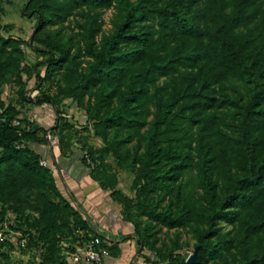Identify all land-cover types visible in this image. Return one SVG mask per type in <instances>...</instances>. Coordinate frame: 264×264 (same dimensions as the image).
I'll return each instance as SVG.
<instances>
[{
	"label": "trees",
	"instance_id": "1",
	"mask_svg": "<svg viewBox=\"0 0 264 264\" xmlns=\"http://www.w3.org/2000/svg\"><path fill=\"white\" fill-rule=\"evenodd\" d=\"M111 7L114 30L100 35V13ZM21 12L35 19L25 41L3 35L0 11V75L18 66L22 42L41 55L36 78L62 71L59 93L82 105L104 143L86 157L111 154L134 173L129 194L115 189V179L102 186L138 245L158 264H264V0H25ZM75 14L84 18V45L73 50L70 37L48 26ZM133 138L141 150L129 147ZM45 140L41 127L0 123V221L10 214L27 235L21 254L40 250L28 264H65L60 243L94 232L28 144ZM58 149L70 150L61 131ZM29 190L32 200L23 196ZM196 224L203 228L193 230L194 262L175 252L178 244L159 245L163 228ZM5 248L0 258L13 264V248Z\"/></svg>",
	"mask_w": 264,
	"mask_h": 264
},
{
	"label": "rangeland",
	"instance_id": "2",
	"mask_svg": "<svg viewBox=\"0 0 264 264\" xmlns=\"http://www.w3.org/2000/svg\"><path fill=\"white\" fill-rule=\"evenodd\" d=\"M24 1L25 0H0L1 18L4 24L2 33L4 36L12 35L24 39V41L28 40L33 30L35 19L34 16L29 17L22 14L21 7ZM116 17L117 12L113 7L101 11L99 17L100 35L113 32ZM83 21L84 18L80 14H75L61 24H54L48 27L49 29H59L63 35L70 37L72 49L75 50L77 46L84 45L83 30L80 26L83 24ZM20 47L22 49V55L20 56L18 66L7 68L3 74L0 75V100L5 105H10L15 109L17 116L21 120L22 126H25L26 129H35L36 127L44 129L45 142H29L28 144L42 156L41 160L46 161L47 165L52 167L55 177L60 182V187H63V191L66 194L65 196L79 211H81V205L77 204L78 200L70 189V181L64 179L65 176L62 174L63 168L66 167L62 159L64 157L70 158L66 161L69 162L70 168L74 167L73 164L77 165V167L80 168L77 170L80 176L83 175L88 177L89 175L90 180L98 184L102 189L109 191L111 198V189L104 188L102 186L104 184L102 183H108L113 179L116 181L115 189L129 194L131 192V181L134 176L133 171L124 165H118L115 157L111 154L107 155L103 160H93L91 157H86L88 149H97L103 146L104 143L99 136L95 135L90 121L87 120L85 109L82 105L72 97H66L59 93L57 83L60 80L62 71L58 72L55 78H49L48 80L36 78L34 76L36 70L39 71L40 76H43V66L34 68V63L41 59V55L33 50L26 42H22ZM24 87L25 91L21 95L20 90L24 89ZM45 96H57L58 101L57 103H53L52 101L39 103L36 100L44 99ZM86 98L87 95L83 100L85 101ZM222 111L218 110L217 115H220ZM64 121L70 126L69 128L62 129ZM144 129L145 128L141 131ZM59 131L65 133L67 141H69L70 144V150L63 155L59 152L58 155L60 157H57L61 159H56L53 151L58 148ZM128 145L134 150L136 148L141 150L143 142L139 138H133ZM44 155H47L48 158H45ZM94 157H97V154H95ZM93 167V172L99 176V181L92 178L91 170ZM35 194V190L23 192V196H28L30 200L35 197ZM7 218L14 221L10 214H8ZM220 225L223 231L231 228V226L225 222H220ZM202 228V225L197 224L196 226L193 225L192 227L180 229L163 228L160 233L159 245L170 248L172 245L178 244L181 246V249H177L175 252L186 255L185 249H194L197 247V240L193 230L196 229V231H198ZM94 235H97L100 241L102 240L98 233L94 232ZM63 242L66 244L72 243L69 241ZM101 244L104 245L102 241ZM60 245L62 248V243H60ZM11 247L13 249L15 248L14 246ZM3 250V252L7 251L8 255V249L3 248ZM21 250L22 249H15L14 251H9V257L10 259L11 256L15 258V263H24V260L20 259L23 256L28 257V262L37 261V259L40 258V250L25 251L22 255ZM0 261L1 264L5 263L3 258H1Z\"/></svg>",
	"mask_w": 264,
	"mask_h": 264
},
{
	"label": "crops",
	"instance_id": "3",
	"mask_svg": "<svg viewBox=\"0 0 264 264\" xmlns=\"http://www.w3.org/2000/svg\"><path fill=\"white\" fill-rule=\"evenodd\" d=\"M53 154L56 159H61L58 158L60 157L58 148L54 149ZM44 156L48 158L47 155ZM62 159L64 165H66L63 170L61 168L62 174L65 176L64 179L70 181V189L78 200L77 204L81 205V211L79 212L87 219L91 230L101 236L103 246L108 248L109 252L102 258L101 264H158L155 262L152 252L138 245L133 225L125 220L121 213V205L110 197L109 191L102 189L90 180L89 175L88 177L80 176L77 172L80 168L77 165L73 164L74 167L70 168L69 162H66L70 158L64 157ZM56 183L65 196L63 187H60L57 178ZM71 204L76 208L73 203ZM20 259H23L24 263H15V258L11 256V261H14L13 264H28V257L23 256ZM81 264L93 263L84 261Z\"/></svg>",
	"mask_w": 264,
	"mask_h": 264
},
{
	"label": "built area",
	"instance_id": "4",
	"mask_svg": "<svg viewBox=\"0 0 264 264\" xmlns=\"http://www.w3.org/2000/svg\"><path fill=\"white\" fill-rule=\"evenodd\" d=\"M10 121V123L17 127L18 130L25 128L22 126L21 120L18 116L11 119L5 113V107L0 106V123ZM40 164L48 166L47 162L40 160ZM81 234V231H79ZM82 235V234H81ZM0 253L3 248L14 246L15 249L26 248L27 235L18 227L15 226L12 220L8 218L0 221ZM186 259L193 253V249H185ZM62 253L64 255L65 264H81L84 261L92 262L93 264H101L102 258L108 254L106 247L102 246L101 241L97 235H90L88 239H78L74 243L66 244L62 242Z\"/></svg>",
	"mask_w": 264,
	"mask_h": 264
},
{
	"label": "water",
	"instance_id": "5",
	"mask_svg": "<svg viewBox=\"0 0 264 264\" xmlns=\"http://www.w3.org/2000/svg\"><path fill=\"white\" fill-rule=\"evenodd\" d=\"M197 257H198V247H195L193 249V253L187 257L186 262L192 263L197 259Z\"/></svg>",
	"mask_w": 264,
	"mask_h": 264
}]
</instances>
